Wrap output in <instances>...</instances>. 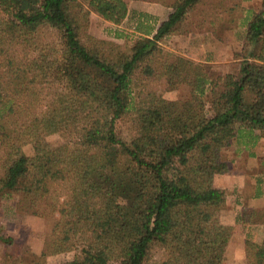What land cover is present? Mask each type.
I'll use <instances>...</instances> for the list:
<instances>
[{"label":"trees","instance_id":"1","mask_svg":"<svg viewBox=\"0 0 264 264\" xmlns=\"http://www.w3.org/2000/svg\"><path fill=\"white\" fill-rule=\"evenodd\" d=\"M130 1L0 0V206L52 220L35 264H145L154 247L158 264H222L232 239L213 179L225 150L264 139V0L222 74L160 43L206 8L233 22L241 0H155L171 13L129 46L86 34L89 11L118 26ZM161 80L187 97L165 99ZM252 216L264 223V209ZM243 250L264 264V236Z\"/></svg>","mask_w":264,"mask_h":264},{"label":"crops","instance_id":"2","mask_svg":"<svg viewBox=\"0 0 264 264\" xmlns=\"http://www.w3.org/2000/svg\"><path fill=\"white\" fill-rule=\"evenodd\" d=\"M252 2L253 0H241L238 6L239 11L233 22L227 12L208 11L205 7L204 12L190 16L188 32L185 34L174 33L163 41H181L184 51V55L181 56L195 63L207 67L220 66L224 63L220 60L222 53L216 54L215 50H223V45H228L235 53L240 51L245 40L249 17L253 12L259 11L256 7H252ZM224 3L228 6L230 0H225ZM171 11V8L155 0H131L124 22L132 24L135 37L143 36L149 26L153 33L152 29H156L162 21L166 20ZM232 58L231 62H236L239 65V60L235 59L234 54ZM263 145L264 139H259L249 146L234 144L230 147H233V156L227 160L229 171L214 176L213 185L225 192L226 206L221 213V220L233 228V236L228 249L235 238V228L240 225L244 227L243 243L248 236L255 242H259L264 236L262 221L254 216L248 221L244 220L248 211L264 209ZM226 212L232 221L224 222L222 215Z\"/></svg>","mask_w":264,"mask_h":264},{"label":"rangeland","instance_id":"3","mask_svg":"<svg viewBox=\"0 0 264 264\" xmlns=\"http://www.w3.org/2000/svg\"><path fill=\"white\" fill-rule=\"evenodd\" d=\"M251 4L252 7L254 6L257 10H260L261 0H253ZM86 34L98 39L111 40L122 46H129L131 40L135 37L131 23L124 22L115 26L104 21L92 11H89ZM117 34H123V36L116 38ZM124 36H128V39H125L126 37ZM223 46V50L217 49L215 53H222L220 60L224 63L220 66L209 67L214 74L233 72L238 69V63L231 62L235 52L228 45ZM160 47L165 54L172 58L184 55L181 41L165 40L160 43ZM154 89L165 99L169 100H183L187 97V91L184 88L174 91L167 90V84L164 80L155 84ZM207 109H209V106H207ZM118 130L125 135L128 132V126L120 123ZM47 141L54 147L63 142L58 134L48 136ZM232 154L233 147L225 150L223 157L229 160L232 158ZM222 216L224 222L232 221L227 212ZM51 226V219L20 215L14 209V200H5L3 205L0 206V230L5 236L12 237L13 243L7 245L0 242V264H35L40 255L45 234L50 231ZM235 230V238L232 240L222 264H246L243 252L244 243L242 241L244 227L240 225ZM161 256L162 250L159 247H154L145 264H158ZM72 257L73 253H66L52 257L48 256L44 261L48 264L61 263L72 259Z\"/></svg>","mask_w":264,"mask_h":264}]
</instances>
